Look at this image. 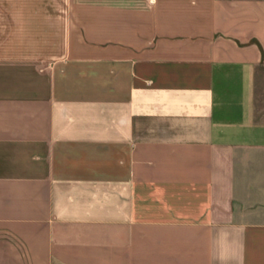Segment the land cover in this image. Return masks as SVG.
Instances as JSON below:
<instances>
[{"label":"crops","instance_id":"1","mask_svg":"<svg viewBox=\"0 0 264 264\" xmlns=\"http://www.w3.org/2000/svg\"><path fill=\"white\" fill-rule=\"evenodd\" d=\"M0 264H264V0H0Z\"/></svg>","mask_w":264,"mask_h":264}]
</instances>
